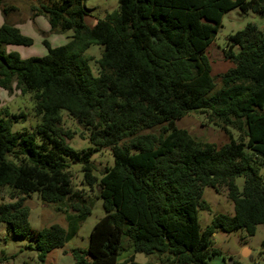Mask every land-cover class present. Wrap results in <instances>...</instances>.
<instances>
[{
    "label": "trees",
    "instance_id": "1",
    "mask_svg": "<svg viewBox=\"0 0 264 264\" xmlns=\"http://www.w3.org/2000/svg\"><path fill=\"white\" fill-rule=\"evenodd\" d=\"M46 2L33 14L53 32L73 31L71 41L52 48L44 40L46 56L23 59L7 47L33 40L7 22L16 8L0 0V89L32 94L41 118L33 131L14 132L26 114H12L0 101V195L7 189L13 200L0 204V225L34 238L41 264L77 235L96 199L105 216L86 249H71L74 264H138L136 254L155 256L146 264H211L221 255L213 248L218 230L254 236L264 225V33L248 24L230 35L223 54L233 67L219 76L208 51L226 13L239 8L264 18V0H119L93 27L85 24V0ZM92 45L103 47L97 76L86 55ZM63 111L88 130L91 149L70 147L75 134L62 126ZM190 115L205 116L202 125L222 131L227 142L218 146L178 128ZM107 149L114 166L99 179L91 158ZM74 162L83 164L96 196L75 190ZM206 188L226 190L235 213L215 215L202 230ZM34 194L57 204L69 227L32 230L26 201ZM124 238L134 254L119 261Z\"/></svg>",
    "mask_w": 264,
    "mask_h": 264
},
{
    "label": "rangeland",
    "instance_id": "2",
    "mask_svg": "<svg viewBox=\"0 0 264 264\" xmlns=\"http://www.w3.org/2000/svg\"><path fill=\"white\" fill-rule=\"evenodd\" d=\"M41 3L47 2L46 0H5L4 5L16 8V11L8 15L7 22L19 28L22 35L33 40V45L30 47L9 46L7 51L18 52L23 59L44 57L48 53L43 44L44 40H47L52 48L64 46L71 41L73 31L65 33L53 32L45 17L33 14L32 8L34 6L39 7ZM85 7L88 10L85 24L93 27L98 19H103L106 15L119 9V0H85ZM5 19L0 9V27L5 23ZM248 24H255L264 33V18L252 12L243 13L239 8H236L224 15L222 27L208 51L213 65L214 76L222 75L233 67L232 63L224 59L223 48L230 35L243 30ZM102 52L103 47L98 45H92L86 52L87 56L93 58L90 66L96 76L99 69L97 60L101 58ZM0 101L12 114H26V118H21L14 124V132L22 130L33 131L41 123V118L37 117L34 112L32 94L22 96L19 92L11 94L9 91L0 89ZM62 117V126L75 134L74 138L68 142L70 147L79 152L91 149L88 130L79 125L67 112L63 111ZM204 119L205 116L203 115H190L177 122V127L189 131L192 136L199 140L214 143L218 146L225 144L227 142L226 135L213 126L204 127L202 125ZM91 163L94 167V175L100 179L106 169L114 166V158L110 150H101L93 154ZM69 171L73 177L72 181L75 190L84 189L87 191H85L86 195L90 197L97 195V188L90 191L88 185L84 183V171L81 162H74ZM260 172L264 175V166L260 167ZM244 183L245 180L243 178L237 179L236 184L240 191L243 190ZM203 199L210 209L199 211V223L202 230H205L211 224L215 215L233 216L235 213L234 203L228 198L227 191L224 189L217 191L212 188H206L203 193ZM10 202H13V200L6 189L0 195V204ZM26 205L30 209L29 223L32 230L39 232L53 225H60L65 229L69 227L66 213L62 209L59 210L57 204H45L37 194H34L27 199ZM69 213L75 214L72 209L69 210ZM104 216L103 202L101 199H96L91 215L82 222L77 235L62 249L65 254L61 255L62 253L60 252L62 250L60 251V249L54 250L48 255L46 264H70V260H73L70 257L71 249H86L89 246L90 235L94 226ZM213 241V248L219 250L221 255L214 257L211 260V264H229L230 260H236L244 264H264V225L257 227L254 236H249L244 230L234 233L218 230L214 234ZM129 246V240L124 238L119 261H124L134 254L130 251ZM35 248L36 242L34 238L16 236L8 230L6 224L0 225V264H41ZM135 256L138 264L155 262V256L149 257L144 254H136Z\"/></svg>",
    "mask_w": 264,
    "mask_h": 264
},
{
    "label": "crops",
    "instance_id": "3",
    "mask_svg": "<svg viewBox=\"0 0 264 264\" xmlns=\"http://www.w3.org/2000/svg\"><path fill=\"white\" fill-rule=\"evenodd\" d=\"M62 249H60V251H61ZM249 252H250V250H249ZM60 253H62L61 255H64L65 254V252L62 250V252H60ZM72 259H73V257H72V255L70 256ZM135 261H136V256H135ZM70 264H74V259L73 260H70Z\"/></svg>",
    "mask_w": 264,
    "mask_h": 264
},
{
    "label": "water",
    "instance_id": "4",
    "mask_svg": "<svg viewBox=\"0 0 264 264\" xmlns=\"http://www.w3.org/2000/svg\"><path fill=\"white\" fill-rule=\"evenodd\" d=\"M229 264H233V260H230V261H229Z\"/></svg>",
    "mask_w": 264,
    "mask_h": 264
}]
</instances>
